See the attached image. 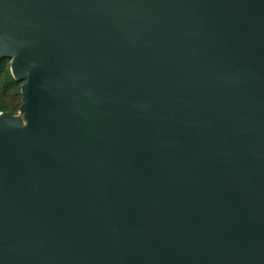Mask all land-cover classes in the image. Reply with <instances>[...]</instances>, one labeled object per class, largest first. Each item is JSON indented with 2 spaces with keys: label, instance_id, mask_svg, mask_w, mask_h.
I'll return each mask as SVG.
<instances>
[{
  "label": "water",
  "instance_id": "95a60500",
  "mask_svg": "<svg viewBox=\"0 0 264 264\" xmlns=\"http://www.w3.org/2000/svg\"><path fill=\"white\" fill-rule=\"evenodd\" d=\"M0 264H264V0H0Z\"/></svg>",
  "mask_w": 264,
  "mask_h": 264
},
{
  "label": "rangeland",
  "instance_id": "374dc122",
  "mask_svg": "<svg viewBox=\"0 0 264 264\" xmlns=\"http://www.w3.org/2000/svg\"><path fill=\"white\" fill-rule=\"evenodd\" d=\"M0 68V106L4 108V112H10L15 115L19 114L22 105V85L24 82H18L11 73V60L4 59L1 61ZM12 78L16 83L10 84L9 79Z\"/></svg>",
  "mask_w": 264,
  "mask_h": 264
},
{
  "label": "trees",
  "instance_id": "16d2710c",
  "mask_svg": "<svg viewBox=\"0 0 264 264\" xmlns=\"http://www.w3.org/2000/svg\"><path fill=\"white\" fill-rule=\"evenodd\" d=\"M1 65H2V62H0V68H1ZM9 82H10V84L16 83L12 78L9 79ZM4 111H5L4 108L2 106H0V113H10V112H4ZM11 114H13V113H11ZM13 115H15V114H13Z\"/></svg>",
  "mask_w": 264,
  "mask_h": 264
}]
</instances>
